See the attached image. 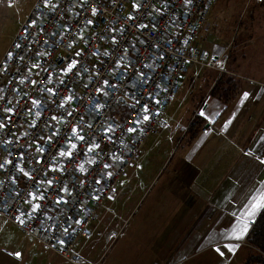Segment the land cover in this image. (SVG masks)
I'll use <instances>...</instances> for the list:
<instances>
[{"label":"built area","instance_id":"2783aa9c","mask_svg":"<svg viewBox=\"0 0 264 264\" xmlns=\"http://www.w3.org/2000/svg\"><path fill=\"white\" fill-rule=\"evenodd\" d=\"M215 1L32 2L0 57L1 217L84 264L145 143L176 122L191 72L229 73L223 53L200 45Z\"/></svg>","mask_w":264,"mask_h":264},{"label":"crops","instance_id":"0c3cea01","mask_svg":"<svg viewBox=\"0 0 264 264\" xmlns=\"http://www.w3.org/2000/svg\"><path fill=\"white\" fill-rule=\"evenodd\" d=\"M243 3L245 0H216L213 4L201 32L200 45L208 52L223 53L229 73L218 74L216 70L203 68L193 70L186 79L176 100L177 103L186 99L182 106L179 102L181 107L177 106L179 118L186 117L183 122L186 126L194 117L210 124L205 131L201 126L191 141L187 140V129L183 130L186 153L180 159H185H168L163 167L170 173L178 166L189 169L193 177L183 170L186 174L181 178H190L187 185L191 188L193 183L207 185L208 198H203L207 204L201 208L188 207L187 198L181 194L174 196L171 200L177 201L179 207L145 208L139 222L142 230L138 233L142 231V235L120 239L137 207L129 210L128 194L124 196L123 191L112 205V212L101 217L96 228L99 234L85 244L84 264H245L253 253L246 242L252 227L249 221L254 222L264 209L261 207L249 215L254 204L264 203V164L258 159L264 156V43L251 40L252 33L246 40H240L243 20L237 15ZM237 48L241 50L236 51ZM228 75L235 80L238 90L231 88ZM198 110L200 113L196 114ZM171 124L164 133L175 130ZM144 163L140 161L134 175L141 174ZM156 194L155 190L150 192L148 199L155 200ZM161 212L162 220L156 221L162 226L159 230L152 220ZM145 216L151 219H144ZM245 223L249 226L247 233L236 239ZM0 264L73 263L44 249L36 239L25 236L14 223L0 216Z\"/></svg>","mask_w":264,"mask_h":264},{"label":"rangeland","instance_id":"374dc122","mask_svg":"<svg viewBox=\"0 0 264 264\" xmlns=\"http://www.w3.org/2000/svg\"><path fill=\"white\" fill-rule=\"evenodd\" d=\"M31 1L32 0H0V57L4 53L14 32L26 14ZM243 4V8L238 11L237 15L243 20V29L241 33L239 32L240 40H246V38L250 37L252 33L250 37L252 38L251 40H254L255 43H264V1L260 3L257 1L253 2L252 0H245V3ZM251 46L252 45H250V47ZM238 50H241V48H237L236 51ZM235 56L236 55H234V57ZM246 59V61H249L251 58ZM185 101L186 99H179L178 102L175 103V105L171 108V112L174 114V118L176 120V122H172L171 128L174 127L175 130L165 132L164 135H162L155 142L147 141L148 143L147 145H144L145 147H143L141 154V161L144 160L145 162L143 171L140 175H138V173H136V175L133 174L129 182L122 190V192L124 191V196L128 194L126 203L131 206L129 210L131 211L135 208V206L137 207L134 209V212L130 214L128 222L121 233L120 239L125 238L131 240L135 239V237L138 235H142V231L139 233L138 231L141 228L139 224L140 216L145 208L148 210H164L168 208L179 207L177 201L171 200L174 196H179L181 194L183 198H187L188 207L201 208L204 206V204H207V201L205 203L203 200V198H208L207 185H205V188L204 186L193 183L191 188L187 185L189 184L190 178H181L182 174H186V172L183 170H187L189 177H193V173L191 174L189 169L185 167L180 168L178 166L177 168L173 169L172 173H170L168 168L163 169L168 159L181 160L184 158L182 157L180 159V157L183 156L182 153L185 152L186 149L185 136H183L182 133L184 125L183 122L187 119L185 116L183 119L179 118L181 117L178 113L180 108L178 110L177 106H179V102L182 103L180 104L182 106ZM169 132L171 133L169 134ZM158 173L159 175H157ZM155 176L158 177L154 179ZM154 190L157 191L156 198L155 200H149L148 194ZM195 192L198 193V198ZM145 194L146 196L145 199H143L142 204L138 205L139 201ZM164 194H167V196ZM146 217L147 216H145L144 219ZM149 218L151 219V216L147 217L146 219ZM174 218L175 217L173 216L172 219L174 220ZM158 220H162V212L159 215H156L154 220H152L154 228H159V230H161L162 226L158 225L156 222ZM148 231H150V229ZM154 231H152L151 234H154ZM252 249L253 253L256 252L254 248ZM249 257L247 258L245 264H256L251 260L249 261Z\"/></svg>","mask_w":264,"mask_h":264},{"label":"trees","instance_id":"16d2710c","mask_svg":"<svg viewBox=\"0 0 264 264\" xmlns=\"http://www.w3.org/2000/svg\"><path fill=\"white\" fill-rule=\"evenodd\" d=\"M226 79L229 81L230 84H232V89L238 90V86L235 84V80H232L229 75ZM203 122L204 121L201 117L193 118V120L187 126L186 130L188 141H191L196 137V134L199 132ZM246 242L250 247L256 250V252L250 255L249 261L251 260L256 264H264V209L261 210V212L255 219L251 229L247 233Z\"/></svg>","mask_w":264,"mask_h":264},{"label":"snow or ice","instance_id":"6c2138e0","mask_svg":"<svg viewBox=\"0 0 264 264\" xmlns=\"http://www.w3.org/2000/svg\"><path fill=\"white\" fill-rule=\"evenodd\" d=\"M185 2H186V3H191L192 0H185ZM94 12H95V10H94ZM73 67H75L74 64H73V65H70L69 68H68V71H71V69H72ZM247 95H248V94L245 93V98H247ZM33 103H36V102L34 101ZM9 111H10V110H9ZM53 119H55V117H53ZM144 119L147 120L148 117L145 116ZM0 127H3V125L0 124ZM129 131H134V129H129ZM73 132H75V129H73ZM79 138H80V139H83V137H79ZM72 147L75 148V145L73 144ZM90 150H91V149H90ZM41 151H42V149H41ZM60 155L65 156V155H70V153L61 152ZM105 167H107V165H105ZM81 170H83V167H82V166H81ZM25 175H27V173H25ZM261 207H264V203H256V204H254V205H253V208H252V211L249 212V215H250V216H251V215H254V214H255V211H256L257 209L261 208ZM37 208H39V205L34 206L33 211H35ZM248 227H249L248 224L245 223V224L243 225V227L240 229L239 233L236 234V237H235V238H236V239H242L243 235L247 233V231H248ZM232 250H234V249H230V251H232ZM216 251L219 252V249H216ZM221 254H223V253H221ZM17 255H19V254H17Z\"/></svg>","mask_w":264,"mask_h":264}]
</instances>
